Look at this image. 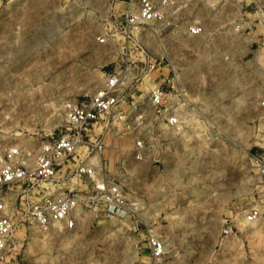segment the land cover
I'll return each mask as SVG.
<instances>
[{"label": "rangeland", "instance_id": "obj_1", "mask_svg": "<svg viewBox=\"0 0 264 264\" xmlns=\"http://www.w3.org/2000/svg\"><path fill=\"white\" fill-rule=\"evenodd\" d=\"M8 1L12 9L0 15V153L14 144L35 153L46 134L58 132L60 103L99 90L118 49L95 41L108 1L102 14L92 0H82L84 9L72 1ZM178 1H192L182 9L184 22L207 28L198 38L168 29L184 49L199 50L196 60L208 70L194 78L170 74L199 95L186 107V126L165 128L156 117L148 96L160 84L154 72L136 83L127 92L137 110L121 104L93 127L105 144L95 170L121 186L133 213L110 217L100 203L80 205L70 230L28 229L18 264H92L97 258L104 264H138L140 258L151 264H264V227L244 219L255 206L264 213V175L253 161L264 155V108L257 105L264 97V0ZM223 1L231 2L227 16L243 18L238 22L250 32L246 40L238 33L229 40L209 37L223 17L208 6ZM240 6L246 8L242 16ZM142 42L150 54L165 49L161 36H143ZM140 137L146 149L138 160L134 143ZM73 181L83 192L88 179ZM149 234L165 240L161 260L151 259Z\"/></svg>", "mask_w": 264, "mask_h": 264}, {"label": "built area", "instance_id": "obj_2", "mask_svg": "<svg viewBox=\"0 0 264 264\" xmlns=\"http://www.w3.org/2000/svg\"><path fill=\"white\" fill-rule=\"evenodd\" d=\"M60 1H72L77 7L85 8L82 0ZM107 1L108 8L100 18V32L95 41L118 49L117 69L105 74L103 86L88 99L60 103L58 132L46 134L35 153L21 144L11 145L0 153V264H18L22 235L28 229L44 233L72 229L80 205L94 209L100 203L110 217H121L135 209L118 183L106 180L95 170L97 156L105 144L93 127L121 104L137 110V102L127 91L151 72L158 71L167 60L165 50L160 54L148 53L142 37L163 38L178 21V3L136 0L134 6L118 14L113 8L115 1ZM7 2L0 0V12ZM239 27L237 24L236 28ZM186 33L198 36L204 33V27L194 21L187 25ZM163 78L149 90V102L165 128L179 131L186 126V107L191 102L173 77L168 81ZM257 104L264 108V97L258 98ZM145 149L144 138H137L134 157L141 160ZM253 158L259 174L264 175V155ZM81 176H86L88 181L83 192H77L79 183L73 179ZM50 185L57 187L48 192ZM244 219L264 221V213L255 206L244 213ZM147 244L151 259L161 260L166 253L165 241L149 234Z\"/></svg>", "mask_w": 264, "mask_h": 264}, {"label": "crops", "instance_id": "obj_3", "mask_svg": "<svg viewBox=\"0 0 264 264\" xmlns=\"http://www.w3.org/2000/svg\"><path fill=\"white\" fill-rule=\"evenodd\" d=\"M98 1H100L99 2L100 5L97 4ZM176 1L178 3V5H177L178 10H177V14H176L178 21L173 27H177V28L182 29V31H184V33L186 35H188L186 33V27L188 24H191L192 22L186 23L183 21L182 9H184L188 5H192V1L189 3L184 2L182 4L179 3L178 0H176ZM92 2H93V4L96 5V7H97L96 10L99 11L100 14L104 13L103 8H104L105 3L107 4V0L105 2H101V0H92ZM134 3L135 2H130L129 0H119L118 2L114 3L113 8H114L115 12H117L118 14H121L128 7L134 6ZM229 5H231V2H226V1H223L222 3L209 4V6H208L209 9L216 10V11H213L214 15L215 16L218 15L220 17H223V19L221 20V22L218 25L216 24L211 29L213 32L209 33L208 35H209V37H211L213 39L223 38L225 40H229L230 39L229 36L231 33H236V34L238 33V36L240 37V39L246 40V38L248 37V34L250 32L247 31L245 28H243V25L240 24V22H238V21H242V19H243L242 17H238V19H237V18H231V17L227 16L228 14L225 12V9L229 8ZM12 7H13V3L8 1L7 4L5 5V7L1 10L0 15L4 14L5 11L8 9H12ZM240 8L244 9L243 13H241V15H240V16H242L244 14V12H246V8L242 7V6H240ZM216 13H217V15H216ZM237 24L240 26L238 29L236 28ZM202 25L204 27V33H202L198 36H194L195 38L202 37V36L204 37L207 34L206 33L207 28H206L205 24H202ZM236 31H240V32H236ZM190 37H192V36H190ZM161 39H165L163 47H165L164 50H165V53L167 55V60L165 63L161 64L158 71H154L155 78L158 77L160 79V83H161V80L164 79L163 77H165V79H167V81H168V79L170 78V74L173 73L174 71H177V73H180L181 75L191 73L193 75V78L195 77V74H197V73H203L204 74V73L208 72V70L206 69V66L203 63H200L199 61L196 60L195 56L199 50H194L193 48L192 49L191 48L190 49H188V48L184 49L182 46H180L177 35H176V37H174L170 31H168L166 33V35ZM187 59L189 60V62ZM114 61H115L114 62L115 64H114L113 69L109 70L107 73L112 72L113 70L117 69V66L119 63V56H117ZM255 67H256L255 68V71H256L255 74H256L258 72L257 71L258 66H255ZM260 76H262V75H261V70L259 68V81L261 80ZM178 86H180V88L185 90L186 96L190 100L191 103H193V104L198 103V97H199L198 93L196 91H194V88L189 83L185 82L184 78H183L182 84L181 85L178 84ZM260 97H263V96H260ZM259 108H262V107L259 106ZM198 117H201V116L198 115ZM168 226H169V224H168ZM259 226L264 227V221H259ZM230 229H233V228L231 227ZM234 230L237 233L236 228ZM240 234H241V231H240ZM149 252H150V250H149ZM108 261H111L109 264H117L118 260L112 259V260H108ZM138 261H139L138 264H151L152 263L150 260H146L145 258H140ZM92 264H104V260H100L97 258L94 260V262Z\"/></svg>", "mask_w": 264, "mask_h": 264}]
</instances>
